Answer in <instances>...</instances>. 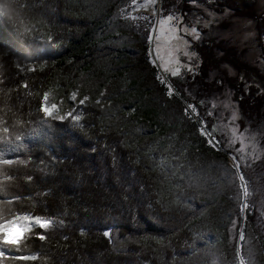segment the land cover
I'll list each match as a JSON object with an SVG mask.
<instances>
[{
    "label": "trees",
    "instance_id": "16d2710c",
    "mask_svg": "<svg viewBox=\"0 0 264 264\" xmlns=\"http://www.w3.org/2000/svg\"><path fill=\"white\" fill-rule=\"evenodd\" d=\"M125 5L0 0V129L9 128L0 138L22 136L0 146L16 161L0 165V179L14 177L0 200L20 197L0 204V215L11 209L56 222L48 239L29 241L27 251L40 258L28 264H239L238 251L246 264H264V151L256 161L240 160L244 198L237 177L225 183L221 171L236 153L228 145L211 148L183 114L188 103L208 111L230 90L240 126L260 131L264 93L257 84L264 88V73L246 58L248 48L230 39L188 37L196 74L176 78L179 95L169 98L147 59V30L139 34L118 16ZM173 5L186 21L202 7L251 20L264 57V7L257 0H161L160 7L166 15ZM89 73L98 85L85 105L83 89L69 100ZM45 93L60 115H80L79 123L47 118L33 132L45 119ZM205 118L219 128L217 113ZM217 135L223 138L220 128Z\"/></svg>",
    "mask_w": 264,
    "mask_h": 264
},
{
    "label": "snow or ice",
    "instance_id": "6c2138e0",
    "mask_svg": "<svg viewBox=\"0 0 264 264\" xmlns=\"http://www.w3.org/2000/svg\"><path fill=\"white\" fill-rule=\"evenodd\" d=\"M158 3L159 0H126V5L121 9V13L126 19L144 21V27L147 29L149 38L153 42V47L149 53L152 57L151 62L161 73L157 76V79L165 88V94L169 98H172L173 96L179 95V90L175 88L173 81L182 76L185 72L192 75L196 74L193 61L196 59L197 54L191 52V40L188 39V37L198 39V28H190L188 25L184 24L182 15H177L172 12H168L165 15L163 8L157 7ZM25 7L30 8V4H25ZM140 9L150 11L151 15H134V13L140 11ZM138 26L139 25H134V27ZM162 35L168 37L170 40L183 41L186 48L184 50L176 48L162 54ZM165 56L168 58L165 59ZM18 67L21 66L18 65ZM21 71H23L22 67ZM29 71H35V69L32 68L29 69ZM0 83H2V81H0ZM22 87L27 88V83H24ZM71 99L73 101L76 100L75 93H73ZM88 99L89 97L85 96L79 101L80 105H85ZM48 100L49 96L45 93L40 105V111L43 112L45 119L40 122L37 128L32 130L33 132L39 131L43 126L47 125V118L59 121L71 118L72 121L79 123L81 120L80 115H74L73 112L60 115L56 111L58 106L54 103L49 105ZM97 103H100V101H97ZM201 104H203V102H201ZM216 107L217 105L212 103L208 106V111L201 113L197 105L188 103L185 105L183 114L189 120H195L198 124L197 131L199 135L205 138V142L208 143L211 148L223 150L221 147L222 145H237L236 153L239 155L230 153L233 165L231 168L225 166L221 171L224 174L223 179L225 183L231 180L233 176L237 177V187L241 189L242 196L246 198L249 195L246 177L239 171L241 168L240 160L243 157L244 149L237 144L235 138H230L232 135L231 133L223 138L218 136V126L215 123L209 124L208 119L205 118L216 115ZM224 122L229 123L227 120ZM234 124L235 122L233 121L230 127H233ZM0 131L8 133L9 128L3 127ZM236 135H244L243 129H238ZM21 141V135H16L14 138H0V146L12 145ZM260 147L264 150V139H261ZM5 152L4 150H0V165L14 164L16 161L11 158H5ZM13 178V175L10 173H5L3 175L2 179H0V195L5 194L4 182L11 181ZM28 179L31 180L32 178L29 176ZM19 199V196L13 197L5 195V198L0 200V204H12ZM248 207V203L242 200L241 210L246 211ZM8 211L9 215H0V264H28V262L37 261L40 258V254L39 252H28V243L32 239L39 241L48 239V236L45 234L46 230L52 228L56 222L51 218H45L41 215L33 216L31 214L12 212L11 209ZM35 228L41 231L39 233H34L33 230ZM104 236L110 238L111 233L106 230ZM239 239L241 241L245 240V235L240 234ZM237 255L239 257V264H246V256L244 253L238 251Z\"/></svg>",
    "mask_w": 264,
    "mask_h": 264
},
{
    "label": "rangeland",
    "instance_id": "374dc122",
    "mask_svg": "<svg viewBox=\"0 0 264 264\" xmlns=\"http://www.w3.org/2000/svg\"><path fill=\"white\" fill-rule=\"evenodd\" d=\"M160 5H161V0H159L157 7H160ZM257 6L259 9H263L264 0H257ZM201 11H202L201 15H198L196 12H194L192 14V17L188 18L187 21L186 19L183 18L184 24L188 25L190 28H198L197 36L199 37L198 38L199 40L202 37L227 38L230 39L233 43L237 44L239 47L248 48L246 58L251 62V64L257 66L259 70L264 73V57L260 53L259 49L255 46L254 27H253V22L251 20L234 17L227 10L217 13L214 12L212 9H209L207 7H202ZM169 12L179 15L176 5L170 7ZM134 15L150 16L151 13L145 11L144 9H140V11L134 13ZM118 16L120 19L127 20L129 27H134V25H139L138 27H135L137 28L139 34L140 32L142 31L144 32L145 30H147L144 27V21L142 20L126 19L122 15V13H120ZM189 38L196 40L195 38L192 37ZM147 41L149 46L147 51V56H148L147 59L151 64H153L151 62L152 57L149 55L153 47V42L149 38V33L147 34ZM176 48H180L181 50H184L186 48V45L184 44L183 41L170 40L168 37H164L162 35L161 38L162 54L170 52ZM167 58L168 57L165 56V59ZM173 65H174V61H173ZM157 71H158L157 74L158 76L161 73L159 72V69H157ZM83 81H84L83 88L75 87L74 90H72L70 93L69 100L73 101L71 99L73 93H75L76 96H78L81 89L84 90V94H85V95L83 94L84 95L83 98L85 96L90 97L92 90L96 87V85H98V83L93 79L91 75L88 76L87 80H83ZM257 87L259 88L260 92L264 93V88L261 85L257 84ZM53 88L55 89L56 87L54 86ZM105 91L106 90H104V92ZM48 103L49 105L53 104L54 103L53 98L49 97ZM213 103L217 105L215 111L217 113V120L220 128V134L222 133L223 137L229 135V133L232 134L230 138H235L237 144L244 149L243 157L241 158V160L244 163H249L258 160L262 152L264 151L260 147V141L261 139H264V127H262L260 131H256V130L253 131L252 128L249 126H244V127L240 126L239 108L237 102L233 100L230 90H226L220 95L216 96ZM107 106L112 107L114 111L117 110V107L115 105L113 106L110 105L109 102H107ZM226 120L229 121V123H225L224 121ZM233 121L235 122V124L233 127H230V124ZM238 129H243L244 135H236ZM228 146L232 149V151L236 153L237 145H228ZM228 159H229V163L233 165V160L230 154H228Z\"/></svg>",
    "mask_w": 264,
    "mask_h": 264
},
{
    "label": "bare ground",
    "instance_id": "6f19581e",
    "mask_svg": "<svg viewBox=\"0 0 264 264\" xmlns=\"http://www.w3.org/2000/svg\"><path fill=\"white\" fill-rule=\"evenodd\" d=\"M147 12L151 13L150 11H147Z\"/></svg>",
    "mask_w": 264,
    "mask_h": 264
}]
</instances>
